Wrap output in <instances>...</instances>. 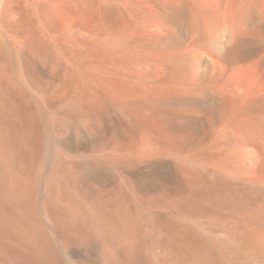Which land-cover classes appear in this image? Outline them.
<instances>
[{"label": "bare ground", "instance_id": "6f19581e", "mask_svg": "<svg viewBox=\"0 0 264 264\" xmlns=\"http://www.w3.org/2000/svg\"><path fill=\"white\" fill-rule=\"evenodd\" d=\"M222 262L264 264V0H0V264Z\"/></svg>", "mask_w": 264, "mask_h": 264}, {"label": "rangeland", "instance_id": "374dc122", "mask_svg": "<svg viewBox=\"0 0 264 264\" xmlns=\"http://www.w3.org/2000/svg\"><path fill=\"white\" fill-rule=\"evenodd\" d=\"M204 230L209 235H211V240L213 239L220 240L222 244L224 245V249L226 250L227 253L229 254L232 253L238 256H243L245 254L244 246L232 234H227V232H225L224 230L219 229V228H214V227H206L204 228ZM221 258H222V255H221ZM222 263L226 264V262H222Z\"/></svg>", "mask_w": 264, "mask_h": 264}]
</instances>
